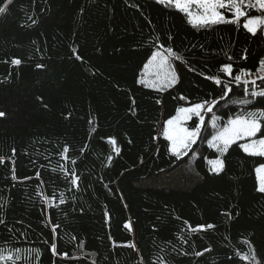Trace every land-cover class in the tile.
<instances>
[{
	"label": "trees",
	"instance_id": "1",
	"mask_svg": "<svg viewBox=\"0 0 264 264\" xmlns=\"http://www.w3.org/2000/svg\"><path fill=\"white\" fill-rule=\"evenodd\" d=\"M6 4L0 15V249L18 255L15 264H246L235 253L251 254L247 240L264 264V194L254 172L264 157L246 155L237 142L217 176L198 142L176 159L161 132L188 106L180 95L192 103L221 96L205 76L229 83L218 71L226 63L234 75L251 70L247 79L256 85L244 94L243 86L229 83L233 91L213 109L215 117L264 109V97L252 95L264 90L256 79L264 34L248 33L243 18L239 25L194 28L156 0H0V7ZM157 37L187 61L176 62L180 83L163 92L138 83ZM212 117L205 115L202 132ZM60 165L74 170L78 186ZM53 196L49 206L45 197ZM208 224L215 227L191 230ZM53 225H59L55 234ZM52 243L68 256L54 255ZM129 244L135 249L122 246Z\"/></svg>",
	"mask_w": 264,
	"mask_h": 264
},
{
	"label": "snow or ice",
	"instance_id": "2",
	"mask_svg": "<svg viewBox=\"0 0 264 264\" xmlns=\"http://www.w3.org/2000/svg\"><path fill=\"white\" fill-rule=\"evenodd\" d=\"M7 3H12V0H7ZM156 3L165 7L174 8L178 12L184 14L187 17L188 23L194 28H206L218 24L239 25L241 18H243L242 27L248 33L253 36L257 35L258 32L264 34V0H156ZM6 11L7 4L0 7V15L4 14ZM253 12L259 14H252ZM35 22L36 21H33V23ZM169 39H171V36H169ZM155 47L157 50L151 52L150 57L144 64L143 75L142 78L138 80V83L144 87L163 92L175 88L180 83V76L175 66L176 62L186 64L187 61L182 54L177 53L173 48L167 47L163 43H159V37H157ZM73 51L75 52V50ZM77 59L81 58L77 56ZM227 59L231 61L233 57L227 56ZM241 59H247V55L242 56ZM11 63L19 65L21 60L13 59ZM37 67H43V65H37ZM218 71L229 78V83L235 82L238 86H243L244 94L249 92L250 86L256 85V80L247 79V77L253 75L251 70L240 69L239 74L234 75L232 63L222 64ZM256 71L259 73L256 79L260 80L261 84L264 85V58L260 59ZM205 79L211 80L214 85L220 87L221 96L212 99L211 101L205 99L192 103L187 97L180 95L179 99L185 101L188 106L179 107L176 114L169 118L163 127V136L170 142L168 149L169 154L176 159H180L187 155L191 150L192 145L196 144L205 123V115L207 113H212L219 101L226 99L229 96V93H232L233 91L229 86V83H225L220 75L205 76ZM252 95H260L264 97V90L259 93L253 91ZM156 102L161 103L160 100H157ZM132 103L134 105L135 101L133 100ZM239 103L248 104L251 103V101L241 100ZM4 116L5 113L0 111V117ZM193 117L197 118L196 124L191 128L185 126L186 122L191 121ZM218 119V117H212V127L216 129V131L211 138L207 140L208 147L214 149L215 152L218 153L216 158H206L210 173L219 176L226 171V160L229 154V149L233 145H236L238 141H244L243 143H239L238 147L246 155L251 157H264V133H262V128H264V109L247 111L239 114L234 118L228 119L227 123L220 127H217ZM89 123H91V121H89ZM258 133L261 134L259 137ZM110 139L112 140V143L115 144V139ZM68 150V146L66 145L62 153L64 159H68V157L64 155ZM115 151L119 153L120 149L117 147ZM12 152L13 155H15V149H13ZM109 159H111V157H109ZM4 162L5 157L0 156V163ZM71 163L75 164L76 161L72 160ZM141 163H143V161H141ZM60 170L64 171L66 175H71V184L78 186L79 177L75 174L74 170L69 171L64 165H60ZM12 171V178L17 179L15 176V169L13 168ZM254 172L257 180L256 190L259 193L264 194V163H259L258 166L254 168ZM37 177H39V173H37ZM24 179H30V177H25ZM54 199V196L52 198L45 197V202L49 204V206H53ZM59 199L61 204L65 203L62 193ZM0 223H3V221L0 220ZM58 227L59 225L52 226L51 230L54 234ZM125 227L130 228V224H126ZM214 227L215 226L212 224L197 225L191 230L195 232ZM244 243L249 246L251 254L237 251L235 253L236 257H239V259L246 262V264H262V262L257 259L255 246L251 244V241L246 240ZM82 246L83 244L81 242V247ZM122 246H128L135 249L134 244ZM56 249V244L52 243L50 251L54 255L68 256L67 253H57ZM209 250L210 249H205L204 251L206 252ZM14 251L19 253L21 250L15 249ZM29 251H34L37 257H39V249ZM196 255H203V252H197ZM18 259H20V257L18 255L14 256L11 251L5 253L4 249H0V264H8V262L15 264V261Z\"/></svg>",
	"mask_w": 264,
	"mask_h": 264
},
{
	"label": "rangeland",
	"instance_id": "3",
	"mask_svg": "<svg viewBox=\"0 0 264 264\" xmlns=\"http://www.w3.org/2000/svg\"><path fill=\"white\" fill-rule=\"evenodd\" d=\"M238 106V105H237ZM234 111V110H233ZM177 112V111H176ZM219 113L218 110L213 111L211 114L212 116H216ZM231 112L228 113H223L220 115V117H218L219 119L217 120V127L223 126L224 124L227 123L228 119L230 118H234L235 116L230 115ZM176 114V113H175ZM171 118V117H170ZM169 119V118H168ZM167 119V120H168ZM166 120V121H167ZM165 121V122H166ZM212 121V120H211ZM210 121V123L208 124V126L204 129V131L202 132L201 130V134L200 137L198 138L197 142L199 143V146H201L202 148V154L203 156H205L207 159H213L216 158V156L218 155V153L215 152L214 149H211L208 147L207 144V140L211 138V136L215 133L216 129H214L212 127V122ZM165 122L162 126V135H163V127L165 125ZM189 122V121H188ZM188 122H186L187 127L188 126ZM169 142V141H168ZM239 143H243L244 141H238ZM169 146H170V142H169ZM193 146V145H192Z\"/></svg>",
	"mask_w": 264,
	"mask_h": 264
}]
</instances>
